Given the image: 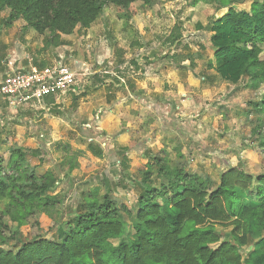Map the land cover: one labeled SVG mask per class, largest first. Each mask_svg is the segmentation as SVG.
<instances>
[{
	"label": "rangeland",
	"instance_id": "1",
	"mask_svg": "<svg viewBox=\"0 0 264 264\" xmlns=\"http://www.w3.org/2000/svg\"><path fill=\"white\" fill-rule=\"evenodd\" d=\"M253 2L264 4L241 0L219 8L214 0H155L128 9L110 5L88 30H75L66 45L46 51L47 34L38 35L21 20L7 28L9 11H0V83L10 63L14 68L28 61H64L77 76L73 91L55 105L0 106L4 165L10 151L20 148L37 177L52 172L57 178L61 204L39 217L43 237L55 239L58 225L66 228L90 192L102 199L109 190L121 211L133 213L148 165L149 185L165 182L155 159L198 176L210 190L231 167L254 178L264 173V153L254 133L264 134V111L254 107L264 97V84L258 90L246 78L231 84L208 67L216 66L211 25L231 8L248 13ZM259 56L264 59V53ZM88 144L102 151L101 159ZM2 223L9 228L6 236L17 234V239L0 248L15 252L30 239L29 226L17 228L8 217Z\"/></svg>",
	"mask_w": 264,
	"mask_h": 264
},
{
	"label": "trees",
	"instance_id": "2",
	"mask_svg": "<svg viewBox=\"0 0 264 264\" xmlns=\"http://www.w3.org/2000/svg\"><path fill=\"white\" fill-rule=\"evenodd\" d=\"M154 1L0 0V11H9L7 28L21 20L38 35L47 34L46 51L66 45L65 39L75 30H88L107 6L128 9ZM214 1L219 8L241 2ZM227 12L209 28L216 66L208 67L225 82L237 84L246 78L258 90L264 84V59L259 56L264 53V4L253 2L248 13L232 8ZM260 101L254 107L264 111V97ZM45 102L53 104V99ZM257 130L264 153V134ZM97 149L87 145L101 159L102 151ZM40 154L33 151L34 156ZM154 161L165 182L150 186L148 165L133 213L121 211L109 190L102 199L90 192L66 228L58 225L56 238L47 239L40 233L39 217L61 204L55 193L57 178L52 172L37 177L25 150L10 151L7 164L0 158V244L17 239V234L4 233L9 230L2 223L4 217L17 228L29 226L31 232L15 252L0 248V264H264V173L254 178L239 166L231 167L210 190V184L198 176L182 168L170 169L161 159ZM251 242L253 248L242 252Z\"/></svg>",
	"mask_w": 264,
	"mask_h": 264
},
{
	"label": "built area",
	"instance_id": "3",
	"mask_svg": "<svg viewBox=\"0 0 264 264\" xmlns=\"http://www.w3.org/2000/svg\"><path fill=\"white\" fill-rule=\"evenodd\" d=\"M76 72L64 61L55 60L51 65L39 67L28 61L26 65L14 67L8 65L0 83V106L12 109L45 103L46 99L64 98L73 91L76 84Z\"/></svg>",
	"mask_w": 264,
	"mask_h": 264
}]
</instances>
